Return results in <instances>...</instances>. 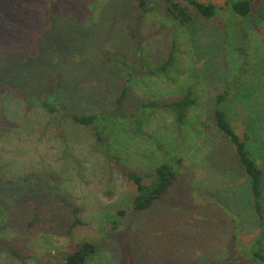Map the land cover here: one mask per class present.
<instances>
[{"label":"rangeland","instance_id":"1","mask_svg":"<svg viewBox=\"0 0 264 264\" xmlns=\"http://www.w3.org/2000/svg\"><path fill=\"white\" fill-rule=\"evenodd\" d=\"M201 1L223 9L205 17L189 6L184 25L166 0H147L145 11L139 0H0V53L30 90H1L0 264H60L85 240L99 245L89 264H225L234 234L246 245L261 231L247 174L213 119L225 89L223 108L249 135L264 180V0L246 17L226 0ZM190 90L180 121L165 103ZM42 95L60 110L43 109ZM144 102L157 104L138 109ZM71 110L109 116L97 121L105 146ZM162 163L173 164L175 183L139 213L125 173L148 182ZM68 203L82 220L74 228Z\"/></svg>","mask_w":264,"mask_h":264},{"label":"trees","instance_id":"2","mask_svg":"<svg viewBox=\"0 0 264 264\" xmlns=\"http://www.w3.org/2000/svg\"><path fill=\"white\" fill-rule=\"evenodd\" d=\"M258 0H226L225 7H230L236 14L239 16H248L254 9V4ZM147 0H139V6L142 10H146ZM186 5H183L176 0H166V13L169 17L179 21L181 24H188L192 19L188 7H193L197 12L205 17H212L221 12L223 7L217 6L211 2H203L201 0H187ZM51 12L50 8H47L45 11L46 15H49ZM50 17V18H49ZM45 17L43 20L44 26L42 31L50 27L51 19L53 15ZM141 17V15H140ZM42 33V32H41ZM39 36L42 37L40 34ZM40 37V38H41ZM30 52V51H29ZM29 52H23V58H28ZM34 55V54H33ZM173 54L171 53L166 64L161 66V69H165L172 61ZM23 64H27L26 59H22ZM19 65V64H18ZM24 68H28L30 64L20 65ZM14 78L10 72V69L7 66V57L0 53V103L2 105L5 98L2 96V89L7 92L13 93V95L22 96V98H28L30 90L26 88V85H29L27 82H20ZM129 85L125 84L119 95L116 97V103L122 104L124 99L129 93ZM230 92L225 89L219 92L216 95V105L214 108V123L217 129L226 137L228 140L233 143L235 149L238 153L239 159L243 165L244 172L247 174V181L249 182L250 189L253 194L254 205L256 208L257 215L259 217V226L261 231L249 242V244L243 245L239 241L238 235L234 234L232 237V242L229 252L228 260H225L228 264H233L238 260L239 264H264V203L262 201V195L264 192V180H263V170L256 163V161L251 156V153L247 146V139L249 135L246 133L244 137L237 132L232 122L230 121L227 111L223 108L225 100L228 98ZM41 105L43 109H46L49 112L57 113L60 110L58 104H53L47 101L46 96L42 95ZM43 98V99H42ZM194 98L192 97V91H188L180 99L165 103V106L171 108L177 112V117L180 121L184 120L186 115V110L190 105L194 103ZM157 103L148 102L142 103L139 108L154 107ZM63 107V105L61 104ZM72 111V110H71ZM68 112V111H67ZM110 114L116 116L112 111H109ZM67 115L72 121L80 123L84 126L91 127L94 131L95 139L102 143L105 146L104 133L101 126L97 123L99 119H104L109 116L98 115L96 113H78L76 111L68 112ZM108 156L111 157V153L105 152ZM115 157V156H114ZM115 159H118L115 157ZM129 180L133 181L136 187V195L133 198L132 206L137 212H145L153 208L157 202L162 200L164 196L168 194V191L171 189L175 183L177 174L173 164L162 163L155 167L153 173L148 174L150 181L145 182V176L136 171L129 170L125 173ZM70 207H73L71 203H68ZM226 209L227 207L223 205ZM74 219L71 223V228H74L77 224L82 223V220L78 217V208L73 207ZM119 213L125 215L127 212L125 209H120ZM5 212L0 210V222L1 217L3 218ZM1 226V225H0ZM3 227V226H2ZM99 250L98 243L94 241H83L76 249L68 252L64 255L63 259L60 261V264H89L91 259L97 254ZM12 253L19 255V252L15 249H12ZM124 258V257H123ZM122 258V259H123ZM221 262V261H220ZM225 263V264H226Z\"/></svg>","mask_w":264,"mask_h":264}]
</instances>
